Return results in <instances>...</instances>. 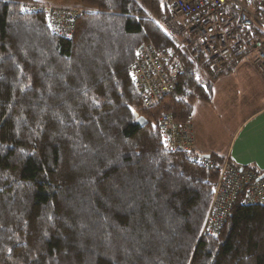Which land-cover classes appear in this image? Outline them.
Segmentation results:
<instances>
[{"label": "trees", "instance_id": "trees-1", "mask_svg": "<svg viewBox=\"0 0 264 264\" xmlns=\"http://www.w3.org/2000/svg\"><path fill=\"white\" fill-rule=\"evenodd\" d=\"M80 2L64 39L20 11L33 0H0V264H264V205H234L203 235L216 174L167 152L158 129L210 100L200 72L215 82L236 61L213 74L181 50L175 89L147 110L128 70L145 44L176 49L164 1ZM246 3L264 15V0Z\"/></svg>", "mask_w": 264, "mask_h": 264}, {"label": "built area", "instance_id": "built-area-1", "mask_svg": "<svg viewBox=\"0 0 264 264\" xmlns=\"http://www.w3.org/2000/svg\"><path fill=\"white\" fill-rule=\"evenodd\" d=\"M167 14L159 25L177 40L176 49L158 52L152 45L141 46L128 70L130 84L147 110L175 89L185 65L181 50L191 49L204 57L213 74L252 54L253 66L264 78V15L251 10L247 0H163ZM22 12H42L51 33L71 39L75 22L83 10L56 6L24 5ZM205 77L209 74L202 71ZM158 129L167 152L193 153L189 160L212 170L217 179L202 234L216 237L224 228L234 205H264V172L237 167L229 156L222 158L197 153L192 115L180 124L168 114L158 120Z\"/></svg>", "mask_w": 264, "mask_h": 264}, {"label": "crops", "instance_id": "crops-1", "mask_svg": "<svg viewBox=\"0 0 264 264\" xmlns=\"http://www.w3.org/2000/svg\"><path fill=\"white\" fill-rule=\"evenodd\" d=\"M33 1L44 6L51 5L65 8L81 7L80 0L78 2L77 0H64L61 4L49 3L48 1L50 0ZM234 64L235 67L232 68V72L219 78L217 83L221 82L222 79L232 83L234 85L233 90L237 92L234 97L235 99L243 100V108L251 107L253 98L254 101L256 98H259L262 101V105L239 119L225 117L222 120L220 118V121L217 118L220 125H217L216 131L220 132V137H217L213 133L212 123L214 121L211 120L212 117L207 116V118H202V116H198L193 111L195 147L199 153L204 155L217 156L226 153L231 163L235 166L251 167L256 171L264 172V81L253 66L252 54L243 56ZM223 85L218 88L219 92L215 96L216 100L213 99L215 95L214 89L216 88L213 85L212 101L206 103L207 105H211L213 100L219 104L225 102V100H222L225 98V87L223 88ZM251 89L257 91L255 95H249ZM230 90L232 88L228 89V91ZM230 100H232V97ZM231 120L234 121V125L230 130ZM201 122L204 125H201ZM206 124L208 128H205Z\"/></svg>", "mask_w": 264, "mask_h": 264}, {"label": "rangeland", "instance_id": "rangeland-1", "mask_svg": "<svg viewBox=\"0 0 264 264\" xmlns=\"http://www.w3.org/2000/svg\"><path fill=\"white\" fill-rule=\"evenodd\" d=\"M63 1L64 0H50L48 2L49 3L52 2V3H56V4H61V3H63ZM78 1L79 0H77V2ZM47 6H51V5H47ZM60 8H65V7H60ZM71 9L80 10L81 7L71 8ZM247 65H249V64H247ZM212 76L213 75H211L209 77H205L202 72L199 73V78L200 79H202V77H204V80H207L209 82L212 81V84L215 85L214 86V88L216 87L214 89V91H215L214 94L215 95L213 97V99H215V100H216L215 96H217L218 95V92H219V90H218L219 86H221L222 84H224L223 85V88L225 87L224 88V90H225V98H223L222 100H225V102L219 104L217 101L213 100V102H212L211 105L210 104L207 105L206 103H209V102L212 101L211 99H212V95L213 94H211L210 100H208L206 102L205 101L204 102H202V101L201 102H196L195 105H194L193 111L196 114H198V116H202V118H204V117L207 118V116L208 117H212L211 120L214 121V123H212L213 126L211 125L212 128H213V133L217 137H220V135H221L220 132L216 131L217 130L216 127L219 124V121L217 120V118H219V120H220V118L222 120L225 117H230V118H233V119L234 118L239 119V118L243 117L244 115H246L247 113L253 111L256 107H259L260 105H262V101L259 98H256L255 101H254V98H253V100H252V106L251 107H248V108H243V106H242V105H244L243 104V100L242 99H237V98L235 99V97H234L235 96V93L237 94V92H235L233 90V86L234 85L232 83H229V82L225 81L224 79H222L221 82L217 83V81H218L219 78H217V80L215 81L216 83H215ZM262 80L264 81V78H262ZM231 88H232V90L228 91V89H231ZM256 92L257 91L255 89H251L249 95L250 96H251V94L255 95ZM231 97H232V100H230ZM239 97H240V95H239ZM193 111H192V118H193ZM231 122L232 123L230 124V128H229L230 130L233 128V125H234V121L231 120ZM201 125H204V123L201 122ZM205 128H208V125L207 124H206V127ZM194 137H195V135H194ZM194 148L196 150L195 145H194ZM196 152L198 153L197 150H196ZM205 156H208V155H205ZM225 156H227L226 153H224L222 155H217V156L212 155V157L220 158L221 160ZM202 169H204V168H202ZM204 170H206V171H212V170H207V169H204ZM212 172H214V171H212ZM216 179H217V176H216ZM209 207H210V204H209ZM208 211H209V208H208ZM208 211H207V213H208Z\"/></svg>", "mask_w": 264, "mask_h": 264}, {"label": "water", "instance_id": "water-1", "mask_svg": "<svg viewBox=\"0 0 264 264\" xmlns=\"http://www.w3.org/2000/svg\"><path fill=\"white\" fill-rule=\"evenodd\" d=\"M134 117L137 119V122L141 125V126H145L146 125V121L143 118H138L136 114H134Z\"/></svg>", "mask_w": 264, "mask_h": 264}, {"label": "bare ground", "instance_id": "bare-ground-1", "mask_svg": "<svg viewBox=\"0 0 264 264\" xmlns=\"http://www.w3.org/2000/svg\"><path fill=\"white\" fill-rule=\"evenodd\" d=\"M199 153V152H198ZM202 154V153H201ZM230 160V159H229Z\"/></svg>", "mask_w": 264, "mask_h": 264}]
</instances>
